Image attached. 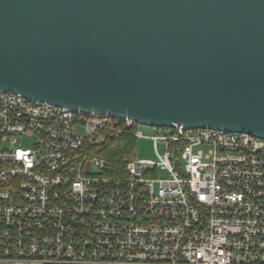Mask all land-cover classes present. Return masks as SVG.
<instances>
[{"label": "built area", "instance_id": "2783aa9c", "mask_svg": "<svg viewBox=\"0 0 264 264\" xmlns=\"http://www.w3.org/2000/svg\"><path fill=\"white\" fill-rule=\"evenodd\" d=\"M138 124L0 88V264H264V137ZM115 133L156 158L110 173Z\"/></svg>", "mask_w": 264, "mask_h": 264}, {"label": "water", "instance_id": "95a60500", "mask_svg": "<svg viewBox=\"0 0 264 264\" xmlns=\"http://www.w3.org/2000/svg\"><path fill=\"white\" fill-rule=\"evenodd\" d=\"M0 88L264 137V0H0Z\"/></svg>", "mask_w": 264, "mask_h": 264}, {"label": "trees", "instance_id": "16d2710c", "mask_svg": "<svg viewBox=\"0 0 264 264\" xmlns=\"http://www.w3.org/2000/svg\"><path fill=\"white\" fill-rule=\"evenodd\" d=\"M136 137L131 133L105 134L99 141L87 144L94 156L104 158L110 173L121 174L127 161L135 157Z\"/></svg>", "mask_w": 264, "mask_h": 264}, {"label": "rangeland", "instance_id": "374dc122", "mask_svg": "<svg viewBox=\"0 0 264 264\" xmlns=\"http://www.w3.org/2000/svg\"><path fill=\"white\" fill-rule=\"evenodd\" d=\"M139 129L144 134H151L156 131V127L146 125V124H138ZM75 131L82 132V130L77 127L75 128ZM13 145H19V146H31L32 145V139L30 137H17L16 142ZM161 149V145L158 147ZM135 157H147V158H152L155 159L156 155L154 152V148L152 145V141L149 138L145 137H138L136 139V150H135ZM158 176L164 175V172L162 171H157Z\"/></svg>", "mask_w": 264, "mask_h": 264}]
</instances>
